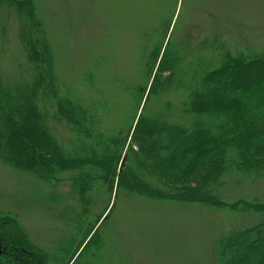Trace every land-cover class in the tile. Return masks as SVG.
<instances>
[{"label":"trees","instance_id":"trees-1","mask_svg":"<svg viewBox=\"0 0 264 264\" xmlns=\"http://www.w3.org/2000/svg\"><path fill=\"white\" fill-rule=\"evenodd\" d=\"M178 2L173 0L163 22ZM30 6L33 0H0V34L7 29L6 13L14 11L36 27ZM161 26L157 31L161 43L145 53L142 76L154 77L143 111L137 124L118 129L106 125V106L100 110L95 104L60 94L49 44L40 42L38 31L35 34L32 28L35 38L27 41L25 30L27 61L33 64L35 77L24 85L10 83L0 67V111L9 124L6 130L0 128V141L4 136L5 142L15 146L0 149V158L4 157L0 162L50 182L52 192L56 185L69 182V193L62 201L67 214L58 210L61 201L55 195L52 206L72 233L63 244L53 242L48 245L51 248H42L19 220L0 214V264H71L78 254L73 264H101L100 253L109 243L99 238L100 221L108 210L110 217L121 200L131 197L197 203L249 215L251 224L221 238L219 263L264 264V201L226 202L219 196L228 173L264 178V48L243 47L223 31L206 34L196 42H182L174 37V28L162 52L166 32L161 34ZM147 87L134 95L143 101ZM37 89L42 91L36 95ZM54 90L57 103L51 96ZM180 90L186 98L180 115H175L178 120L169 118L173 117L171 105L165 111L147 113L153 97L162 100ZM43 93L46 102L56 108L54 117L74 134L70 148L58 136L46 134L49 116L38 114L36 101ZM172 111L177 112L175 107ZM95 239L98 244L86 250Z\"/></svg>","mask_w":264,"mask_h":264},{"label":"rangeland","instance_id":"rangeland-1","mask_svg":"<svg viewBox=\"0 0 264 264\" xmlns=\"http://www.w3.org/2000/svg\"><path fill=\"white\" fill-rule=\"evenodd\" d=\"M33 2L30 8L36 14V27L19 12L5 15L7 29L0 34L3 47L0 67L4 76L10 83L21 85L35 77L31 72L33 64L27 61L23 36L26 30V40L32 41L35 35L31 28L36 29L40 42L48 43L52 50L60 94L73 101L95 104L100 110L106 106L104 119L109 128L137 124L154 77L153 74L149 78L142 76L145 53L154 44L161 43L157 34L161 24V34L166 32L162 52L174 28V37L182 42H196L206 34L223 31L243 47L264 48V0H179L166 22L163 20L173 0ZM148 36H152L150 40ZM145 87L142 101L134 94ZM40 91L37 89L36 95ZM175 93L162 100L153 97L147 113L165 111L164 107L171 105L173 117L169 118L178 120L175 115H180L186 95L184 90ZM43 95H38L36 101L38 114L43 112L49 116V124L44 127L46 134L58 136L70 148L68 144L75 141L74 134L54 117L56 108ZM51 96L57 103L58 92L51 91ZM1 115L0 111V128L6 130L9 124ZM13 147L14 143L5 142L3 136L0 149ZM34 178L0 162V214L19 220L32 241L42 248H51L48 245L53 242L63 244L71 237L72 230L52 206L56 202L52 198L54 195L60 198L58 210L66 215L67 205L62 201L71 185L69 182L56 185L54 193L50 182ZM224 180L225 185L219 192L224 201H264V178L228 173ZM114 198L115 195L110 207ZM121 201L110 217L109 210L105 213L99 224V238L109 243L100 253L101 264H220L218 250L223 235L252 223V218L242 212L212 210L197 203L154 202L139 197ZM98 241L93 240L86 250L90 251Z\"/></svg>","mask_w":264,"mask_h":264},{"label":"water","instance_id":"water-1","mask_svg":"<svg viewBox=\"0 0 264 264\" xmlns=\"http://www.w3.org/2000/svg\"><path fill=\"white\" fill-rule=\"evenodd\" d=\"M0 253H1V242H0Z\"/></svg>","mask_w":264,"mask_h":264}]
</instances>
